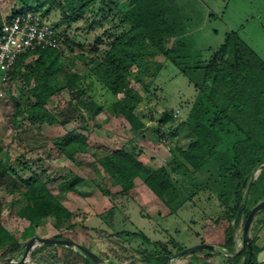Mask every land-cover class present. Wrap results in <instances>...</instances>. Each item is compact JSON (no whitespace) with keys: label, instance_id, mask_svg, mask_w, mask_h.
I'll return each instance as SVG.
<instances>
[{"label":"rangeland","instance_id":"obj_1","mask_svg":"<svg viewBox=\"0 0 264 264\" xmlns=\"http://www.w3.org/2000/svg\"><path fill=\"white\" fill-rule=\"evenodd\" d=\"M164 5L169 22L180 20V34L165 40L167 48H174L182 40L188 53L194 57L199 54L207 61L227 35L236 32L264 60V0H168ZM119 6L126 9L131 1L114 0L103 12L98 0L75 19L56 26L65 39L61 54L66 68L85 77L88 87L80 95L64 89L47 101L56 122L31 123L25 114L17 115L19 109L35 103L29 92L31 86L21 74L11 76L9 81L0 77V221L24 249L35 237L67 238L97 254L103 259L101 264H147L144 253L156 249L131 233H144L151 241L166 245L172 255L178 252L174 244L187 248L224 239V222L217 224L216 220L236 205L233 180L220 175L213 159L206 158L194 166L179 152L195 138L186 124L196 97L194 84L162 54L154 51L147 56L148 70L142 72V80H136L137 67L130 78V86L143 96L139 112L145 124L135 130L113 110L112 94L96 78L89 77L92 59H103L114 36L129 28L116 16ZM20 7L16 0H0V24L3 17ZM67 14L54 7L46 19L55 26ZM59 79L66 84L64 75L59 74ZM163 115L171 118L162 122ZM71 134L78 142L66 147L80 145L72 157L54 145L64 136L71 140ZM120 148L133 151L145 166L129 191H124L101 163ZM161 168L169 171L177 188L171 204L146 183V177ZM35 177L47 183L72 217L60 220L50 215L34 225L20 216L27 203L21 192ZM251 181L243 192L247 210L264 201V164L254 170ZM247 217L246 213L241 216L236 229L241 244ZM263 221L262 209L249 228L250 239L257 237ZM7 248L0 246V264L19 261L24 253L12 254ZM205 251L206 255L210 253ZM73 253L85 264H93L78 247L55 243L36 245L21 264H62L63 258ZM189 255L192 253L175 258V264H185Z\"/></svg>","mask_w":264,"mask_h":264},{"label":"trees","instance_id":"obj_2","mask_svg":"<svg viewBox=\"0 0 264 264\" xmlns=\"http://www.w3.org/2000/svg\"><path fill=\"white\" fill-rule=\"evenodd\" d=\"M16 1L21 5L20 8L36 11L45 20L54 7L67 11V16L53 25L56 27L75 19L78 13L98 0ZM130 1L131 6L126 9L119 6L120 10L116 15L121 25L129 28L114 36L103 59H92L89 77L96 78L112 94L113 110L124 116L135 130H141L145 122L143 113L139 112L143 96L130 86L134 67L139 69L136 80L141 81L142 72L148 70L145 58L156 51L189 78L196 89V97L186 124L195 138L186 150L179 149V152L194 166H198L206 158L213 159L220 175L224 179L233 180L236 205L228 209L225 215L218 217L216 223L224 222L222 246L233 255L228 258V264H247L250 247L245 244L239 253H235V233L241 216L244 213L248 215L251 211L243 205L244 189L250 186L254 170L264 164V60L236 32L229 33L223 45L207 61L200 59L199 54L194 57L188 53L182 40H178L176 46L169 49L165 46V40L180 32L177 28L180 20L168 21L163 7L168 0ZM108 3L114 4V0H101L103 12ZM61 52L53 49L28 52L21 56L11 71V76L21 74L27 86H31L29 92L35 103L25 110L18 108L16 112L17 115L25 114L31 123L57 121L56 115L46 107V103L51 97L60 95L64 89L73 95L75 92L78 95L84 94L88 90L85 77L66 68ZM33 55L37 58L33 59ZM59 74L64 75L65 85L61 83ZM120 94L123 97H119ZM169 118L171 116L163 115L161 120L165 122ZM70 136L73 137L71 140L68 139L69 136H64L55 141L54 145L72 157L80 145L75 149H68L66 146L78 142L77 137L72 134ZM101 163L105 172L124 191L132 189L135 178L145 171L138 156L125 148L112 151ZM146 183L166 204L175 200L177 188L166 168L149 174ZM27 186L28 189L21 192L27 201L20 210L21 217L34 225L50 215L60 220L72 217L71 211L51 192L45 181L35 177L27 181ZM242 205V211L237 216ZM130 235L142 238L146 244H152L156 249L154 253H144L147 264H169L173 251L166 245L151 241L144 233ZM250 240L253 247L252 264H264L257 259L261 248L256 245L255 239ZM0 246H7V251L12 254L25 250L1 221ZM173 247L177 251L184 249L175 244Z\"/></svg>","mask_w":264,"mask_h":264},{"label":"built area","instance_id":"obj_3","mask_svg":"<svg viewBox=\"0 0 264 264\" xmlns=\"http://www.w3.org/2000/svg\"><path fill=\"white\" fill-rule=\"evenodd\" d=\"M60 31L40 13L19 8L0 24V77L9 81L22 55L37 50H64Z\"/></svg>","mask_w":264,"mask_h":264},{"label":"water","instance_id":"obj_4","mask_svg":"<svg viewBox=\"0 0 264 264\" xmlns=\"http://www.w3.org/2000/svg\"><path fill=\"white\" fill-rule=\"evenodd\" d=\"M252 183V181H251ZM250 183V184H251ZM242 207L243 205L240 207L237 216L240 215L241 211H242ZM264 208V201L258 203L255 207H253L250 211V213L248 214V217L245 221L244 224V228H243V243H242V248L245 246V244H248L250 247V256L248 258L247 264H252L251 261V256H252V251H253V247H252V243L250 240V236H249V228L252 224V221L255 217V215ZM50 243H55V244H60L66 247H78L79 249H81V251H83V253L89 257L92 261L93 264H101L103 262V259L100 258L97 254H95L94 252H92L91 250H89L88 248L70 240L67 238H55V237H50V238H42V237H35L33 240H31L28 245L26 246L24 253L22 254V257L20 258V260H12L7 264H21L23 262H25L29 256V254L32 252V249L39 244H50ZM214 248V245L208 244V243H201L198 245H194L191 247H187L184 248L183 250L178 251L177 253H175L174 255H172L170 257V262L173 264V260L175 258H178L180 256L186 255V254H190V253H194V252H198L204 249H212ZM241 250L237 251L236 253H239Z\"/></svg>","mask_w":264,"mask_h":264},{"label":"crops","instance_id":"obj_5","mask_svg":"<svg viewBox=\"0 0 264 264\" xmlns=\"http://www.w3.org/2000/svg\"><path fill=\"white\" fill-rule=\"evenodd\" d=\"M179 34H180V32L176 36H178ZM235 237H236V252H237V251L241 250L242 244L239 243V240H238L239 237H238L237 233H235ZM223 242H224V239L221 241L218 240V241H214V242H210V241L206 242L208 244L214 245V248L204 249V250L198 251V253L197 252L192 253V255H189L190 257L186 259L185 264H196V262H195L196 260L199 261L200 263L202 262L205 264H228V262H227L228 258L233 256V255L230 252H228V250L226 248H224L222 246ZM255 243L258 247L261 248V251L257 257L258 262L264 263V226L262 227L261 231L258 233L257 237H255ZM205 250L210 252L209 257L204 253V252H206ZM199 252H201V253H199ZM173 262H174L173 264H175V259L173 260ZM62 264H85V263L80 260L79 255L73 253L72 255H69L65 259L63 258ZM169 264H172V263L170 262ZM239 264H241V262Z\"/></svg>","mask_w":264,"mask_h":264}]
</instances>
